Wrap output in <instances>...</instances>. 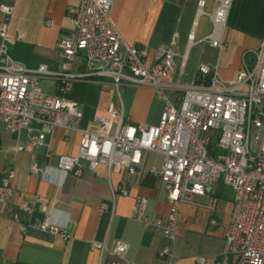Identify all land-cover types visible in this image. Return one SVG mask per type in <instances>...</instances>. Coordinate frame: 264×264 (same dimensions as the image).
I'll list each match as a JSON object with an SVG mask.
<instances>
[{
    "label": "built area",
    "instance_id": "2783aa9c",
    "mask_svg": "<svg viewBox=\"0 0 264 264\" xmlns=\"http://www.w3.org/2000/svg\"><path fill=\"white\" fill-rule=\"evenodd\" d=\"M214 1L209 13L204 11L205 0L197 4L198 16H206L211 25L207 37L196 41L192 30L185 52L180 54L178 35L174 33L167 44L158 46L148 62L147 51L129 46L113 25V0H78L68 7L69 30L56 46L60 59L56 72L44 65L30 70L10 58L8 47L22 36L8 35L12 8L0 5V122L6 131L16 134L38 125L40 132L32 146L44 147L46 159L51 157L46 136L51 138L57 129L79 134L76 155L60 156L55 168L38 164L29 167L31 175L55 186H61L67 175L80 177L84 170L95 174L102 171L112 196L116 192L111 184L114 174L124 172L139 178L148 175L160 180L166 191V218L148 219L142 196L135 197L130 216L144 229L160 231L170 242L175 241L182 206H200L195 199L205 198L202 207L213 212L217 203L215 188H229L233 198L226 251L224 259L216 264H264V38L257 48L244 53L249 63L244 60L232 80L222 81L216 65L199 62L194 79L189 83L181 81L191 47L203 43L221 50L225 46L223 35L233 0ZM79 56L85 62L83 73L72 72ZM176 58L180 59L179 66ZM90 78L109 81L118 93L123 86L156 91L164 102L158 123L131 125L122 108L109 104L105 117L94 118L91 125L81 128L82 110L65 95L74 82ZM42 79L55 82L56 95L42 91ZM165 92H172L173 100ZM13 151L18 153L23 148ZM147 153L162 158L159 169L145 170ZM52 172L59 176L56 180L47 177ZM14 178L15 170L2 171L0 215L14 197ZM120 185L119 193L126 196L125 181ZM21 211L29 217L34 213L43 216L33 224L39 231L64 241L70 239L66 225L51 219L47 203H23ZM11 219L19 222L17 215ZM91 249L101 259L104 245L92 242ZM128 249L126 243L116 242L109 252L115 261L107 264H128ZM158 257L172 258L171 249H162ZM196 264H205V259H197Z\"/></svg>",
    "mask_w": 264,
    "mask_h": 264
},
{
    "label": "crops",
    "instance_id": "0c3cea01",
    "mask_svg": "<svg viewBox=\"0 0 264 264\" xmlns=\"http://www.w3.org/2000/svg\"><path fill=\"white\" fill-rule=\"evenodd\" d=\"M199 0H113L110 19L123 40L137 49L146 50L147 61L151 62L155 50L167 44L177 33V51L185 52L187 38L194 30L195 40L207 37L211 30L209 19L198 16ZM78 0H0V5L10 6L12 16L8 29L11 37H22L8 47L10 58L27 69L35 70L44 65L51 72L60 68L57 43L68 33L69 6ZM215 6L214 0H205L204 11L209 13ZM2 14L0 13V21ZM264 38V0H233L224 30V47L215 50L200 43V56L186 63L182 83L191 82L199 62L217 66V75L222 81L232 80L242 68L243 61L249 63L244 53L257 48ZM1 44V41H0ZM176 66L180 59L176 58ZM83 56L74 62L72 72H85ZM42 91L56 95L53 80L40 81ZM172 93V92H170ZM173 94V93H172ZM117 96V98H116ZM65 97L78 104L82 110L81 128L91 125L94 118L105 117L109 104L122 108L126 121L131 125L154 126L163 111L164 102L156 91L133 86L121 87L119 93L107 80L90 78L73 83ZM174 97V94H173ZM40 127L11 133L0 122V188L2 171L15 170L12 182L14 197L0 215V264H107L115 261L109 252L116 242L129 246L128 264H196L199 258L205 264H216L224 259L225 237L230 221L232 198L227 197L226 187L219 185L214 190L217 203L213 212L204 207L206 199L196 198L200 206L184 205L179 212V227L174 242L166 240L160 231L144 229L130 216L135 197L146 199L145 216L148 219L164 220L168 214L164 184L144 175L142 178L128 176L124 172L114 174L111 184L116 189L114 196L106 176L84 170L80 177L67 175L61 186H55L31 175L29 167L38 164L55 168L63 155H76L79 134L55 130L46 136L50 144L49 159L45 158L44 147H33ZM16 147L23 151L14 152ZM144 155L145 170L159 169V161H148ZM56 180L52 172L48 176ZM120 181H125L126 196L119 193ZM33 200L45 202L50 207V217L57 224H65L70 239L64 241L50 233L41 232L33 224L42 215L27 216L21 205ZM105 206V209H101ZM17 215L19 222L11 219ZM215 224H211V221ZM25 226L24 230L21 229ZM92 242L102 243L105 251L91 249ZM170 248L172 258H159L158 253Z\"/></svg>",
    "mask_w": 264,
    "mask_h": 264
},
{
    "label": "rangeland",
    "instance_id": "374dc122",
    "mask_svg": "<svg viewBox=\"0 0 264 264\" xmlns=\"http://www.w3.org/2000/svg\"><path fill=\"white\" fill-rule=\"evenodd\" d=\"M200 56V48L199 47H196V46H193L189 49L188 51V56H187V62L190 64L192 62H194L198 57ZM165 94L167 95V97L170 99V100H173V94L170 93V92H165ZM117 98V96H116ZM159 157L153 155V154H149L148 155V161L149 162H153V161H159ZM226 192H227V197L231 198L233 197V193L232 191L226 187Z\"/></svg>",
    "mask_w": 264,
    "mask_h": 264
}]
</instances>
